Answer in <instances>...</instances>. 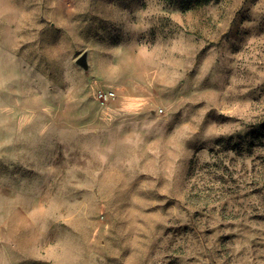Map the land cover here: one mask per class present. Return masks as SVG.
Here are the masks:
<instances>
[{
    "label": "rangeland",
    "instance_id": "obj_1",
    "mask_svg": "<svg viewBox=\"0 0 264 264\" xmlns=\"http://www.w3.org/2000/svg\"><path fill=\"white\" fill-rule=\"evenodd\" d=\"M0 264H264V0H0Z\"/></svg>",
    "mask_w": 264,
    "mask_h": 264
},
{
    "label": "water",
    "instance_id": "obj_2",
    "mask_svg": "<svg viewBox=\"0 0 264 264\" xmlns=\"http://www.w3.org/2000/svg\"><path fill=\"white\" fill-rule=\"evenodd\" d=\"M75 64L82 68L85 72L89 69L88 59H87V53L83 52L76 60Z\"/></svg>",
    "mask_w": 264,
    "mask_h": 264
},
{
    "label": "built area",
    "instance_id": "obj_3",
    "mask_svg": "<svg viewBox=\"0 0 264 264\" xmlns=\"http://www.w3.org/2000/svg\"><path fill=\"white\" fill-rule=\"evenodd\" d=\"M101 96L110 97V96H111V94H109V93H106V94H101Z\"/></svg>",
    "mask_w": 264,
    "mask_h": 264
},
{
    "label": "trees",
    "instance_id": "obj_4",
    "mask_svg": "<svg viewBox=\"0 0 264 264\" xmlns=\"http://www.w3.org/2000/svg\"><path fill=\"white\" fill-rule=\"evenodd\" d=\"M258 132V131H257ZM256 134V133H255Z\"/></svg>",
    "mask_w": 264,
    "mask_h": 264
}]
</instances>
